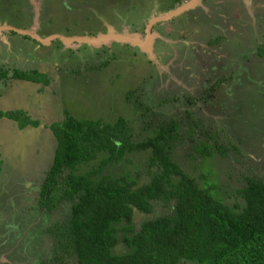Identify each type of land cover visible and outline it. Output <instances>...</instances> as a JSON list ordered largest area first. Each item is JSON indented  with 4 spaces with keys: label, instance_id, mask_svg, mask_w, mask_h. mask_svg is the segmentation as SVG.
<instances>
[{
    "label": "rangeland",
    "instance_id": "rangeland-1",
    "mask_svg": "<svg viewBox=\"0 0 264 264\" xmlns=\"http://www.w3.org/2000/svg\"><path fill=\"white\" fill-rule=\"evenodd\" d=\"M263 40L264 0H0V70L37 69L51 79L47 86L0 80V109H22L38 121L19 128L0 118V264H57L46 230L66 218L69 204L45 213L37 199L56 145L50 125L65 111L111 123L123 117L135 143L176 120L172 160L217 199L243 204L237 188L245 175L264 177V56L256 54ZM204 130L226 155L195 151ZM149 154L133 151L101 166L98 153L71 171L142 185L158 171ZM173 205L154 200L148 214L134 207L126 233L172 215ZM116 235L112 252L124 253L123 232Z\"/></svg>",
    "mask_w": 264,
    "mask_h": 264
},
{
    "label": "trees",
    "instance_id": "trees-1",
    "mask_svg": "<svg viewBox=\"0 0 264 264\" xmlns=\"http://www.w3.org/2000/svg\"><path fill=\"white\" fill-rule=\"evenodd\" d=\"M264 56V40L256 47ZM41 83L51 79L37 69L0 70L4 78ZM219 82L205 87L206 96ZM17 122L19 128L38 125L26 111L0 109V118ZM56 145L52 163L45 171L38 191V209L52 213L69 204L66 218L48 226L54 239L50 260L73 264H176L181 259L196 264H264V177L245 175L237 188L243 204H227L217 199L211 188H202L172 160V143L179 139L178 122L165 121L146 139L134 142L123 117L115 122L75 118L65 111L61 121L50 125ZM194 149L204 156L216 151L226 155L207 130ZM209 134V135H208ZM208 135V138H206ZM209 141V142H208ZM148 149L150 164L157 166L149 182L137 185L127 176L113 177L90 170L74 174L71 169L102 153L101 166L119 161L126 153ZM173 200L172 215L151 218L141 223L132 235L133 208L152 212V201ZM122 221L127 225L120 226ZM117 231L123 232L128 250L112 252Z\"/></svg>",
    "mask_w": 264,
    "mask_h": 264
},
{
    "label": "water",
    "instance_id": "water-1",
    "mask_svg": "<svg viewBox=\"0 0 264 264\" xmlns=\"http://www.w3.org/2000/svg\"><path fill=\"white\" fill-rule=\"evenodd\" d=\"M184 8V7H183ZM183 8H178V9H176L175 11H173V12H170L169 14H167L165 17H169V16H172V15H174V14H177L178 12L180 13L182 10H183ZM10 30H14V29H10ZM48 39V38H47ZM44 40H46V39H44ZM86 40V39H85ZM87 40H90V39H87Z\"/></svg>",
    "mask_w": 264,
    "mask_h": 264
}]
</instances>
